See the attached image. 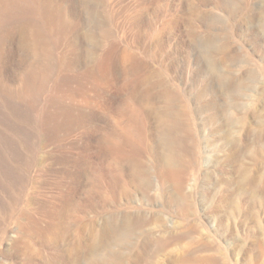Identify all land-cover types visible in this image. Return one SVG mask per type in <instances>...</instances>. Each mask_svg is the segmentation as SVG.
<instances>
[{
  "label": "rangeland",
  "instance_id": "1",
  "mask_svg": "<svg viewBox=\"0 0 264 264\" xmlns=\"http://www.w3.org/2000/svg\"><path fill=\"white\" fill-rule=\"evenodd\" d=\"M159 238L264 264V0H0V264Z\"/></svg>",
  "mask_w": 264,
  "mask_h": 264
},
{
  "label": "bare ground",
  "instance_id": "2",
  "mask_svg": "<svg viewBox=\"0 0 264 264\" xmlns=\"http://www.w3.org/2000/svg\"><path fill=\"white\" fill-rule=\"evenodd\" d=\"M134 229H135V227L133 226H129V224H127V225H121V227H115V228H113L112 230H111V233H112V235H111V239L110 240H112V241H114V240H116V241H120V240H123V239H127L129 236H128V234L130 235V233L132 232V231H134ZM187 232H188V230H187ZM185 233H186V231H185ZM189 234H190V232H189ZM94 235V234H93ZM128 236V237H127ZM152 237V236H151ZM153 238V237H152ZM151 238V239H152ZM179 238V237H178ZM169 241H171V240H169V239H167V238H159V239H155V243H156V246H157V248H158V252H159V254H161V252H164V251H166V254H165V256L170 260V262H171V264H186L187 262H189L190 260L192 261L193 259H195L196 261H205V263H206V261H213L215 258H213L212 256L210 257V256H199V257H197V256H193V252L195 251L194 250V243L192 242V241H189L187 244H186V246L183 248V250H178V249H176V248H170V249H168L167 250V248H168V245L169 244H171V243H169ZM115 242V241H114ZM173 242V241H172ZM99 243V242H98ZM104 243V242H103ZM153 243V242H152ZM154 243V244H155ZM102 244V243H101ZM110 244H112V243H110ZM91 245V244H90ZM204 245V244H203ZM103 246V245H102ZM171 246V245H170ZM204 247H208L207 246V244L206 245H204ZM76 248H78V246H77V244H76ZM91 248V247H90ZM94 249L96 248V247H93ZM101 248V247H100ZM100 248H99V250H100ZM81 249V248H80ZM80 249H78L77 251H76V256H75V254L72 256V254L70 253V249L69 250H64L62 253H60L58 256H56V257H58V258H60L59 259V263L60 262H63L64 264H74V260H76L77 259V257L80 255V256H83V254H82V252L80 251L79 252V250ZM98 249V248H97ZM97 251V250H96ZM93 252H95V250H93ZM152 252V251H151ZM157 252V251H156ZM95 254V253H94ZM96 254H97V252H96ZM162 255V254H161ZM79 256V257H80ZM118 256V255H117ZM98 257V256H97ZM57 258V259H58ZM115 259V258H114ZM164 259V258H163ZM219 259V258H218ZM154 260V259H153ZM158 260H159V258H158ZM95 261V260H94ZM152 261V260H151ZM190 261V262H191ZM216 261V260H215ZM113 262V261H112ZM123 262V261H122ZM150 262V261H149ZM154 262H156V261H154ZM153 261H152V263L153 264H155ZM62 263V264H63ZM80 262L78 261V264H79ZM157 263V262H156ZM124 264V263H123ZM158 264H166L164 261L162 262V260H161V263L160 262H158ZM202 264H204L203 262H202Z\"/></svg>",
  "mask_w": 264,
  "mask_h": 264
}]
</instances>
